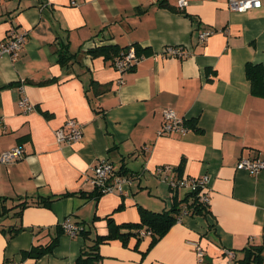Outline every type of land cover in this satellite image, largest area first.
I'll return each instance as SVG.
<instances>
[{
	"label": "crops",
	"instance_id": "crops-1",
	"mask_svg": "<svg viewBox=\"0 0 264 264\" xmlns=\"http://www.w3.org/2000/svg\"><path fill=\"white\" fill-rule=\"evenodd\" d=\"M13 26L26 40L17 58L0 55V154L19 145L25 155L0 161V197L14 206L0 216V264H74L97 234L108 233L109 217L135 222L143 207L186 206L179 201L187 188L169 180L204 174L207 211L181 208L151 246L150 233L100 243L102 264H247L243 249L264 244V169L238 165L241 157L264 158V94L252 90L246 72L247 63H264V3L240 11L228 0L182 7L178 0H1L0 42ZM208 28L214 32L200 40ZM133 43L143 57L124 73L89 51ZM168 44L189 54L161 55ZM92 80L109 87L96 92ZM21 86L34 105L28 112L18 105ZM167 108L189 130L159 134ZM69 117L83 124V137L58 142L55 129ZM102 157L129 179L123 192L100 193L93 184ZM163 164L170 169L156 173ZM67 217L84 231L62 229ZM11 227H19L12 236ZM52 236L53 249L23 255ZM193 241L203 247L201 260Z\"/></svg>",
	"mask_w": 264,
	"mask_h": 264
},
{
	"label": "built area",
	"instance_id": "built-area-1",
	"mask_svg": "<svg viewBox=\"0 0 264 264\" xmlns=\"http://www.w3.org/2000/svg\"><path fill=\"white\" fill-rule=\"evenodd\" d=\"M1 1V0H0ZM159 1V0H157ZM264 3V0H228V6L230 9L244 11L253 7H260ZM179 6L187 4V0H178ZM71 5H78V0H71ZM214 29L208 28L199 31L198 36L200 40L207 39ZM26 40V32L20 31L16 27H11L7 37L0 42V55L8 53L13 59L17 58L21 48ZM160 54L163 56H179L186 57L189 53L183 45H165ZM143 54H139L136 50L135 44H130L126 50H122L113 59L114 67L121 73L132 69L142 59ZM20 97L18 99V105L20 108L28 112L34 108L33 103L29 100L28 96L23 90V86L20 87ZM189 125L185 117L178 115L172 108L164 110V121L160 127L158 133H170V132H185L189 130ZM83 124L75 117H69L66 121L55 129V135L58 142H74L83 137ZM148 148V147H146ZM25 155L23 147L16 145L8 149H5L0 154V161L4 163H10L22 158ZM238 165L249 170L251 173H256L264 169V158L254 159L250 157H241ZM170 169V165H158L156 167V173L162 174ZM92 182L97 189L102 193L113 192L119 190L123 192L124 184L129 181L127 177L114 173V165L108 157H102L93 166V175L91 176ZM209 180V176L204 174L202 176H185L178 178H171L169 183L172 187L177 189H201V199L209 202L210 195L206 190V186ZM63 229L70 234H77L81 230V226L72 222L70 218H66L61 223ZM193 245L196 249L198 258L201 260L204 256L203 247L196 241H193ZM227 254L233 258L234 251L227 249Z\"/></svg>",
	"mask_w": 264,
	"mask_h": 264
},
{
	"label": "trees",
	"instance_id": "trees-1",
	"mask_svg": "<svg viewBox=\"0 0 264 264\" xmlns=\"http://www.w3.org/2000/svg\"><path fill=\"white\" fill-rule=\"evenodd\" d=\"M158 3L162 6H166V0H159ZM137 52L142 54L141 49L134 43ZM129 45L117 48L113 45H96L89 48V51L94 54H104L106 57L112 58V60L118 55L122 50H126ZM65 59V54L61 53V60ZM247 76L251 81V86L253 91L264 94V63L253 64L251 62L247 63L246 67ZM92 87L96 92H102L109 87L107 83H99L96 80H92ZM187 124H189L187 122ZM115 170V169H114ZM171 186V185H170ZM173 189H177L171 186ZM99 190V189H98ZM185 197L179 201H187L186 206L179 207L173 204L172 208L169 210L155 211L143 207L140 210V220L139 221H129L123 223H116L112 217H109V231L107 234H97L95 240L90 245H87L81 250V253L77 257L74 264H102V254L100 252V243L108 241L113 238H119L123 242L127 243L131 236H135L138 240L142 238L143 234L150 233L151 241L150 246L154 244L165 232H167L170 227L178 220V213L182 208L184 211L192 209L194 212L207 211L209 207V202L201 199V189H187ZM100 193H102L99 190ZM69 192H63L61 195H66ZM6 197H0V216L6 213L9 209L13 207H8L6 202ZM45 204L46 201H42ZM28 203L25 201L20 202L16 206L20 207L18 213L22 212V209L27 206ZM184 207V208H183ZM182 211V210H181ZM180 211V212H181ZM84 231V227L80 225ZM61 228L63 229L62 225ZM19 230V227H11L10 232L12 236ZM57 243V236H52L45 243L34 242L29 250L23 251V255L38 258L42 254L53 249ZM264 244H250L246 246L244 250V257L242 261L247 264H264V257L262 255V250ZM5 264H18L17 262L11 261Z\"/></svg>",
	"mask_w": 264,
	"mask_h": 264
},
{
	"label": "rangeland",
	"instance_id": "rangeland-1",
	"mask_svg": "<svg viewBox=\"0 0 264 264\" xmlns=\"http://www.w3.org/2000/svg\"><path fill=\"white\" fill-rule=\"evenodd\" d=\"M107 193V192H106Z\"/></svg>",
	"mask_w": 264,
	"mask_h": 264
}]
</instances>
